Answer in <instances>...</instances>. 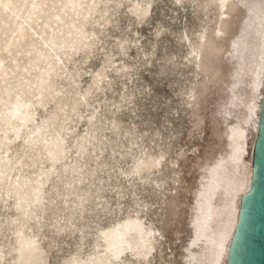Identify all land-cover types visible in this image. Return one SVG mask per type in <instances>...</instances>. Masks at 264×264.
<instances>
[{
    "label": "rangeland",
    "instance_id": "1",
    "mask_svg": "<svg viewBox=\"0 0 264 264\" xmlns=\"http://www.w3.org/2000/svg\"><path fill=\"white\" fill-rule=\"evenodd\" d=\"M12 1L0 9V264H189L190 254L211 264L213 240L235 222L234 192H215L194 243L205 169L255 98L248 68L227 58L223 22L236 7ZM18 24L36 30L19 37ZM126 223L158 231L151 255L137 233V253L113 254L111 234Z\"/></svg>",
    "mask_w": 264,
    "mask_h": 264
},
{
    "label": "bare ground",
    "instance_id": "2",
    "mask_svg": "<svg viewBox=\"0 0 264 264\" xmlns=\"http://www.w3.org/2000/svg\"><path fill=\"white\" fill-rule=\"evenodd\" d=\"M11 1L12 0H0V9H3V11L8 10L13 2ZM246 1L247 0H237L236 2L235 0H218L220 11L225 9L226 11H228L227 15L231 14L234 7H236L237 9V18L235 21L228 20L223 22V30L225 31L224 41H227L231 48L227 58L231 60L236 58L237 68L240 71H243L244 74L246 73L244 69H246V67L248 68V73H251L253 77V89L255 91V98L252 101L253 105L247 106L249 116L243 121V123L235 128H229L227 133V144L225 146L221 159L219 161H215V163H211L205 169V172L208 173L209 177L207 178V186L204 187L199 194L201 198L199 209H201L202 215L201 217L195 219L194 222L196 231V239L194 243L197 242V238L199 239L201 232L204 233L207 228L205 227V218L209 216L211 217V215H213L215 211H217L213 210L210 205V200L215 192L219 188H222L224 192L227 193H230L231 191L234 192L232 195V209L235 222L230 228L231 232L228 230L226 234H222V236L220 235L215 240H213V244L210 247V255L212 257L211 264H227L231 240L238 223L240 202L242 197L250 191V182L254 171L251 162H246L244 160V157L247 154V134L249 128L253 131L251 147H254L255 136L258 128L260 102L261 99H263L264 95V0H256L255 3L251 6H249L247 4L248 2ZM19 2L21 1L19 0ZM32 6L37 8L40 6V4L35 2L32 3ZM40 9L42 11V8ZM242 9H244V11ZM7 12L9 11H6V13ZM63 21L65 22V19ZM233 23L239 24L236 29L232 27ZM26 25L25 26L29 27L30 30H33L32 27L34 26L30 24ZM26 27H24L22 24H18V26L16 27V32L18 33L19 37H22L26 35V33L28 34L29 32H31H26L28 31ZM34 30H36L35 27ZM29 35L31 36L30 33ZM218 46L219 45L217 44V42H214L212 47L203 49V59L201 60L199 58V65L203 69L207 67L208 64L214 63V61L216 60L214 52L219 48ZM236 75L237 83H239L240 75L239 77L238 74ZM241 103L243 104L242 101ZM144 230V226L139 223H137L136 225L126 223L122 226H118L117 229H115L111 234L112 243L114 245L113 254L116 257H118V255H122L126 247L131 252L137 253L136 251L139 249V247H143L146 249V252L143 255L145 257L151 255L154 250V243L156 242L158 231H152L150 229H147L146 231ZM132 233H137L140 236L139 247L136 245H132ZM187 260L189 264H191L194 260V256L190 254Z\"/></svg>",
    "mask_w": 264,
    "mask_h": 264
},
{
    "label": "water",
    "instance_id": "3",
    "mask_svg": "<svg viewBox=\"0 0 264 264\" xmlns=\"http://www.w3.org/2000/svg\"><path fill=\"white\" fill-rule=\"evenodd\" d=\"M250 191L240 202L227 264H264V95L251 154Z\"/></svg>",
    "mask_w": 264,
    "mask_h": 264
}]
</instances>
